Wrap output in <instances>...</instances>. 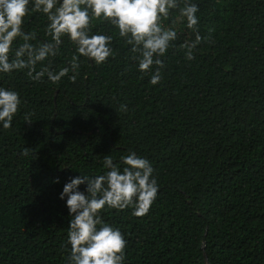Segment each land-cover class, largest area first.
<instances>
[{
  "label": "trees",
  "instance_id": "obj_1",
  "mask_svg": "<svg viewBox=\"0 0 264 264\" xmlns=\"http://www.w3.org/2000/svg\"><path fill=\"white\" fill-rule=\"evenodd\" d=\"M185 2L198 6V32L211 39L186 59L181 45L195 33L170 10L162 22H175L178 38L155 85L156 66L140 72L100 21L90 34L112 36L114 55L99 65L79 57L75 82L71 71L58 84L26 69L0 73V88L21 99L12 126L0 124V264H70L64 185L106 172V155L122 170L129 152L150 162L158 192L143 216L132 207L99 213L127 242L123 264H264V0ZM31 7L22 30L46 42L47 18ZM62 40L43 62L54 72L76 54Z\"/></svg>",
  "mask_w": 264,
  "mask_h": 264
},
{
  "label": "clouds",
  "instance_id": "obj_2",
  "mask_svg": "<svg viewBox=\"0 0 264 264\" xmlns=\"http://www.w3.org/2000/svg\"><path fill=\"white\" fill-rule=\"evenodd\" d=\"M31 3L33 13L46 16L45 34L51 39L33 44L31 41L37 40L35 30H22L30 0H0V73L26 69L27 77L33 81L46 76L51 83L58 84L71 71L73 74L68 79L75 82L81 63L79 57L99 65L114 55L110 46L112 36L90 34L93 21L107 22L117 30L119 38L130 46V59L138 64L140 72H149L156 66L150 79L153 85L162 78L161 69L165 65L161 57L178 38L175 22L168 27L162 22L169 17L170 10L178 9L180 21H186L187 28L195 33L193 41L181 45L186 59H194L197 45L211 39L210 35L202 37L198 32V6L188 2L181 6L180 0H31ZM212 31L208 29L209 34ZM65 36L75 45L76 54L68 62L69 67L54 72L43 62L58 54ZM17 38L23 42L13 50ZM20 104L16 91L0 88L3 129L12 126ZM120 107L126 111L125 105ZM30 115L25 114V123L32 122ZM29 153L30 148L25 147L21 155ZM120 163L124 165L122 170L112 156L106 155L103 159L106 172L73 178L63 187L60 199L67 196L66 206L72 217L67 231L70 264H123L127 242L118 228L103 223L99 213L105 206L118 210L132 207V215L143 216L156 198L158 184L147 159L129 152L120 157ZM82 183L87 185L86 194L77 190Z\"/></svg>",
  "mask_w": 264,
  "mask_h": 264
}]
</instances>
